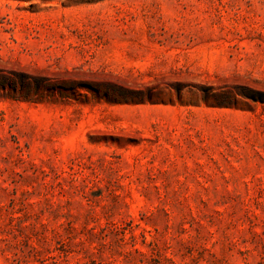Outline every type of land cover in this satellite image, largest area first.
Returning <instances> with one entry per match:
<instances>
[{
	"label": "rangeland",
	"instance_id": "rangeland-1",
	"mask_svg": "<svg viewBox=\"0 0 264 264\" xmlns=\"http://www.w3.org/2000/svg\"><path fill=\"white\" fill-rule=\"evenodd\" d=\"M0 264H264V0H0Z\"/></svg>",
	"mask_w": 264,
	"mask_h": 264
}]
</instances>
